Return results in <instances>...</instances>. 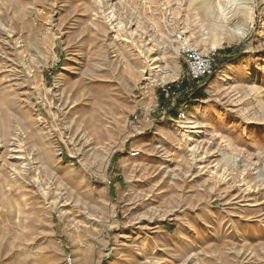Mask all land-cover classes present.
<instances>
[{"label": "rangeland", "instance_id": "1", "mask_svg": "<svg viewBox=\"0 0 264 264\" xmlns=\"http://www.w3.org/2000/svg\"><path fill=\"white\" fill-rule=\"evenodd\" d=\"M98 4L0 0V264H264V0ZM178 30L218 48L211 76L185 77Z\"/></svg>", "mask_w": 264, "mask_h": 264}, {"label": "built area", "instance_id": "2", "mask_svg": "<svg viewBox=\"0 0 264 264\" xmlns=\"http://www.w3.org/2000/svg\"><path fill=\"white\" fill-rule=\"evenodd\" d=\"M171 21V19H169ZM174 38L179 45L180 55L182 56L185 65V77L193 82H199L202 79L208 78L215 71L217 63L218 48L211 46L208 51L203 52L198 46L193 43L192 38L183 30L174 32ZM153 76L146 78V86H148ZM143 85V84H142ZM162 94L167 98H173L180 101V107L177 113V122L185 123L190 114L187 111L189 105H192L191 100L193 94V85L183 86L182 83H165L161 85ZM176 96V97H175ZM188 96V97H187ZM190 99V100H189ZM191 109V108H190ZM173 114L167 111L166 107L158 102L155 105L143 107L140 112L133 115L132 123L139 129H142L146 124L150 123L154 118L170 119ZM144 129V128H143ZM138 153H134L137 155Z\"/></svg>", "mask_w": 264, "mask_h": 264}, {"label": "bare ground", "instance_id": "3", "mask_svg": "<svg viewBox=\"0 0 264 264\" xmlns=\"http://www.w3.org/2000/svg\"><path fill=\"white\" fill-rule=\"evenodd\" d=\"M101 3V0H99V4ZM98 4V5H99ZM231 4H233V7H234V9L236 10V11H241V10H246V11H248L249 12V14H254V8H246L242 3H231ZM232 7V6H231ZM108 14V13H107ZM105 15V14H104ZM110 18V17H109ZM117 25V24H116ZM246 30H247V27H242L241 28V30H240V33H242V34H244L245 32H246ZM216 47V46H215ZM152 67V66H151ZM158 67L159 66H154V68H151V69H149L150 70V72H152L153 70H155V69H158ZM233 68H234V66L233 65H230V66H228L227 67V70H224V71H222L221 72V74L219 75V77L213 82V84L211 85V87L212 88H217L218 87V85L221 83V81L222 80H224L225 78H229L232 74H234V72H233ZM159 71V70H158ZM157 71V72H158ZM156 72V71H155ZM156 72V73H157ZM155 73V76L157 75ZM150 74V73H149ZM245 74V73H244ZM234 77V76H233ZM162 81V80H161ZM215 91V90H214ZM186 124L187 125H184V126H182L181 128H184V129H182L181 130V132H180V134H183V135H185L186 133H188V132H190V133H193L194 131H193V129L194 128H197L196 127V123H195V121H193V120H189V121H187L186 122ZM196 132V131H195ZM198 132H200V131H197V133ZM188 135V134H187ZM194 137H191V141L193 142V141H195V138H197L196 136H197V134L196 135H193ZM1 141V140H0ZM197 141V140H196ZM21 148V147H20ZM13 149H15V148H13ZM18 151H20V150H18ZM18 153H16V155H17ZM109 151H107V150H105V151H103L102 152V154H101V156H100V159H101V161L102 162H104V161H107V160H109ZM16 158H18V157H16ZM21 159V158H20ZM23 161V160H22ZM191 258V257H190ZM190 263V262H189ZM186 264V263H185Z\"/></svg>", "mask_w": 264, "mask_h": 264}]
</instances>
